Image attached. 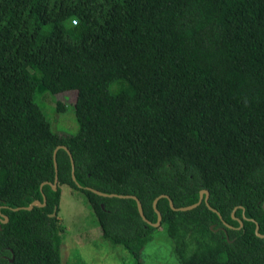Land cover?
Here are the masks:
<instances>
[{
    "label": "trees",
    "instance_id": "16d2710c",
    "mask_svg": "<svg viewBox=\"0 0 264 264\" xmlns=\"http://www.w3.org/2000/svg\"><path fill=\"white\" fill-rule=\"evenodd\" d=\"M35 89L76 91V132ZM60 185L133 264L159 232L179 264H264V0H0V264H60ZM87 187L150 221L164 193L160 222ZM201 189L216 212L168 205Z\"/></svg>",
    "mask_w": 264,
    "mask_h": 264
},
{
    "label": "rangeland",
    "instance_id": "374dc122",
    "mask_svg": "<svg viewBox=\"0 0 264 264\" xmlns=\"http://www.w3.org/2000/svg\"><path fill=\"white\" fill-rule=\"evenodd\" d=\"M71 22L74 19H70ZM33 102L44 112L50 128L59 134L74 133L77 123L73 114L76 91L59 94L33 92ZM56 102L63 105L55 110ZM57 218L65 228L59 246L60 264H133L134 258L119 244L105 240L90 213L82 193L67 185L59 186ZM172 241L164 233L156 234L142 246L140 260L144 264H179L171 249Z\"/></svg>",
    "mask_w": 264,
    "mask_h": 264
},
{
    "label": "water",
    "instance_id": "95a60500",
    "mask_svg": "<svg viewBox=\"0 0 264 264\" xmlns=\"http://www.w3.org/2000/svg\"><path fill=\"white\" fill-rule=\"evenodd\" d=\"M58 148H62L63 150H65V152L67 153L68 155V158H69V163H70V177L72 180H74V175H73V161H72V158H71V155L69 153V151L66 149V147L64 146H56L53 151H52V162H53V169H54V176H53V181L51 183H48L51 187L52 190H55L56 189V185H57V178H56V162H55V153H56V150ZM42 184H40L39 188L41 187ZM87 189L95 194H99V195H103V196H119V197H132L135 199V202H136V208H137V211L140 215V217L145 220L146 222H148L149 224L153 225V226H157L160 222V219H161V214H160V211L155 207V202L157 200V198L159 196H166V194L164 193H161V194H158L156 195L153 199H152V207L155 211V214H156V217H155V220L154 221H150L148 220L147 218L144 217L143 213H142V208H141V205H140V202L139 200L137 199V197L133 194H120V193H115V192H103V191H100V190H95V189H92V188H89L87 187ZM207 195H208V192L205 190V189H201L198 191V197H197V200L196 202L190 204V205H186V206H181V207H176L172 204V201L168 198V205L172 208V209H176V210H180V211H184V210H188V209H191L193 207H195L196 205H198L201 200L204 202V204L207 206V208L211 209L208 204H207ZM44 203V196L42 195V203L38 202L37 200H34L32 201L30 204H28L26 207H24L25 209H30L32 207V205H36V206H41L43 205ZM21 207H16V208H13V210H17ZM235 208L232 209V211H234ZM212 211L216 212L214 209H211ZM55 212H56V207L53 208V211L52 213L50 214L51 216H54L55 215ZM2 221L6 220V217L5 215H3ZM239 225H240V222H239ZM211 228V227H210ZM254 233L257 235V236H260L262 237L263 235L262 234H259L257 232V224L255 223L254 225Z\"/></svg>",
    "mask_w": 264,
    "mask_h": 264
}]
</instances>
